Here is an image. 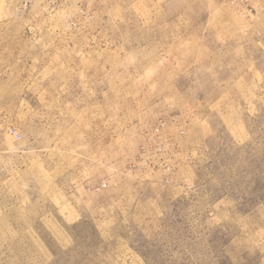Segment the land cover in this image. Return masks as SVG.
Here are the masks:
<instances>
[{"label":"rangeland","instance_id":"374dc122","mask_svg":"<svg viewBox=\"0 0 264 264\" xmlns=\"http://www.w3.org/2000/svg\"><path fill=\"white\" fill-rule=\"evenodd\" d=\"M0 264H264V0H0Z\"/></svg>","mask_w":264,"mask_h":264}]
</instances>
